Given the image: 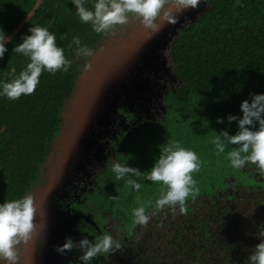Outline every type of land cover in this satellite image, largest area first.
Wrapping results in <instances>:
<instances>
[{
  "label": "trees",
  "instance_id": "trees-1",
  "mask_svg": "<svg viewBox=\"0 0 264 264\" xmlns=\"http://www.w3.org/2000/svg\"><path fill=\"white\" fill-rule=\"evenodd\" d=\"M207 1L209 10L182 30L172 44L175 74L183 84L163 96L165 112L148 120L146 126L139 123L141 129L135 136L128 138L123 132L113 140L114 149L101 160L93 190L77 198L72 191L65 203L70 204L71 212L91 213L100 223L112 218L123 229V237L136 240L127 243L133 248L123 253L122 264H248L251 249L260 242L257 231L264 226V176L251 164L242 170L232 169L226 153L218 154L211 139L215 132L227 130L233 135L238 130L235 121L229 125L225 119L217 124V117L242 116L239 105L249 99V93H264V0ZM36 2L0 0V26L7 35ZM49 23L73 63L67 73L43 72L32 95L15 101L0 98V203L22 197L40 180L41 166L60 131L62 106L71 97L83 61L68 48L73 36L90 47L104 36L80 22L71 0H45L6 45L0 81L7 79L13 67L18 73L26 63V58L12 53L21 36L30 34L31 26ZM131 114L128 119L137 120ZM168 140L180 141L202 161L200 172L193 174L199 195L186 199L183 212L179 206L155 209L159 184L144 182L141 176L138 182L144 187L135 192L123 181H116L111 172L114 161L126 162L142 173L150 170L160 146ZM117 196L116 200L109 198ZM138 200L153 202L148 209L150 221L170 215L153 239L146 236L144 227L133 224L131 210ZM202 206H207L206 214L198 212ZM177 212L182 216L177 217ZM74 236L71 239L77 244L82 231L77 229ZM71 251L80 264V249Z\"/></svg>",
  "mask_w": 264,
  "mask_h": 264
},
{
  "label": "clouds",
  "instance_id": "clouds-1",
  "mask_svg": "<svg viewBox=\"0 0 264 264\" xmlns=\"http://www.w3.org/2000/svg\"><path fill=\"white\" fill-rule=\"evenodd\" d=\"M71 3L80 22L89 25L92 32L98 35L115 36L119 28L131 19H136L143 28L149 30L151 37L166 25L176 24L179 15L195 9L201 0H71ZM169 9H174L175 13ZM50 27L51 23L47 26L37 24L28 29L30 34L21 36V42L15 45L12 53L26 58V63L18 73L13 67L7 79L0 81V98L15 101L22 95H32L43 72L55 75L58 71H69L73 60L66 57L64 47L57 43V35L50 31ZM11 42V38L0 26V60L8 51L6 44ZM68 48L72 49L76 58L85 61L83 71L89 70L91 65L88 61L97 50L82 43L79 36H73ZM239 108L242 116L229 114L226 118L216 119L217 124H223L225 119L229 125L235 121L238 127L235 134L230 135L227 130L219 133L214 131L211 144L218 154L226 153L225 159L232 169L242 170L251 164L264 176V93H249V99L242 101ZM159 152L151 169L144 173L128 166L126 162L122 164L117 161L112 163L111 172L116 181H123L125 186L135 192L144 187V184L138 182L141 176L144 182L159 184L155 209H174L179 206L183 212L186 199L189 196L195 199L199 195L193 174L200 172L202 161L195 151L183 146L178 140H168L160 146ZM109 198L116 200L118 196ZM152 203L137 201V206L131 210L134 225L143 228L149 224L151 215L148 209ZM35 211L34 197L30 191L20 198L0 203V264H22L20 251L34 231ZM257 239L260 242L251 249L247 257L248 264H264V226L258 229ZM122 247L121 240L105 230L96 235L94 241L83 238L74 244L71 238H65V242L57 246L56 251L64 254L79 248L82 252L78 258L80 264H93L97 257L106 258Z\"/></svg>",
  "mask_w": 264,
  "mask_h": 264
},
{
  "label": "water",
  "instance_id": "water-1",
  "mask_svg": "<svg viewBox=\"0 0 264 264\" xmlns=\"http://www.w3.org/2000/svg\"><path fill=\"white\" fill-rule=\"evenodd\" d=\"M44 1L45 0H39V3L36 2L26 17L13 29L8 35L11 40L24 29L26 24L35 16ZM201 3L210 4L207 0H201ZM169 10L173 12V14L175 13L174 9ZM204 11L205 10L199 8V5L195 9L186 10L183 14L179 15L176 24L166 25L158 34L152 35L151 37H149V30L143 28L140 23L133 21L135 19H131L132 21L130 20L129 23L125 25V28L123 27L119 30L121 33L115 35V38L111 40H106L109 43L107 48L102 47L98 49L89 59L88 63L91 65L90 69L87 71L81 69L83 74L78 73L71 97L66 100L62 106L60 114L62 124L52 144L55 149L57 148V153L53 152V148L41 166L40 178H42L41 174L46 170L49 172L47 175L50 176V180L48 183L44 182L42 184L43 186L37 188V192L41 194L37 198V208H40L42 203L45 206V203L51 200L54 194L59 195V184L61 182L62 184L66 183L65 180L69 178V171L73 166L74 160H77L78 154L81 153L84 156L86 150L95 147L93 139L97 141V144L100 143L98 145L100 150L104 148L102 143L97 140L99 136L98 134L96 135V133L98 125L102 126V130L104 131V127L110 129L109 125L113 123V119L110 118L106 120V117L116 112L115 109L119 106V102L114 106L115 101H112V95L114 93L118 95V98H123L124 101L128 102V105L129 103L134 104L138 101L141 105L147 103L152 88L150 82L148 84V82L143 79L142 74L145 72L143 70L149 66L151 69L154 68L152 60L155 58L159 59V54L156 53H159L160 44L163 43L168 36H171L172 32H176V28H179L177 31L179 35L186 21L191 19L189 23H195L196 21H193L196 17V13H203ZM140 35H142V38H140ZM104 53H106V56L100 64L103 71L98 74L102 75L99 78L92 77V66L100 62L97 61L98 59L101 60ZM83 86H85L83 91H85V93L87 92V106L85 110L78 111L79 118L77 117V120L68 109L69 104L74 100V96L80 93ZM120 93L122 95H119ZM113 106L114 108H112ZM35 185L36 184H34V186ZM56 214V212L50 213L48 211V216L51 220ZM73 225L72 229H75L76 223L74 222ZM40 233H36L37 236H35V238H30L29 241H36L38 237L41 236Z\"/></svg>",
  "mask_w": 264,
  "mask_h": 264
},
{
  "label": "rangeland",
  "instance_id": "rangeland-1",
  "mask_svg": "<svg viewBox=\"0 0 264 264\" xmlns=\"http://www.w3.org/2000/svg\"><path fill=\"white\" fill-rule=\"evenodd\" d=\"M199 8L201 10H209L210 4L207 3H200ZM204 11V12H205ZM201 12V11H200ZM196 13V17L193 22L197 21L202 14L204 13ZM132 21V20H131ZM136 23H139L138 20H133ZM190 20L186 21L185 25L183 26L182 30L186 29L188 25H190ZM138 25V24H137ZM125 28V25L123 26ZM123 27L119 28L117 30V34L121 33L119 30H121ZM176 32H172L171 36H168L166 40L163 41V43L160 44V50L159 53V59L155 58L153 59L154 68L151 69L150 66L146 67L143 71H145L142 74V77L146 82H150V86L152 88V91L150 92L148 96V100L146 104H142L138 101L134 104H130V107L128 105V102L124 101L123 98H118V95L114 93L112 95L114 106L118 104L119 106L116 107L115 111L113 112L109 117H106L107 119H113V123L109 125L110 129L107 127H104V131L102 130V126L98 125L97 133L99 138L97 139L99 142L102 143L104 147V142L109 141L110 139H116L117 135L119 134L120 126L122 127L125 125L124 118L120 115L121 109H128V110H136L137 113L142 118L145 117H152L157 112H160L161 110H164L163 105V96L164 94L168 93L169 91H176L178 87H180L183 84V81H181L175 74V65L172 60L171 56V47L173 44V41L178 36V29L176 28ZM116 34V35H117ZM139 35V34H137ZM115 38V36L112 35H104L97 44L93 47L96 50L101 49L102 47L107 48L109 46V43L106 40H111ZM140 38H142V35H140ZM141 45V44H140ZM161 55V56H160ZM106 56V53L103 54L101 57V60L98 59L97 62H99L97 65L92 66L91 76L92 77H101V75H98L103 71V68L101 67V62L104 60ZM96 62V63H97ZM85 61H82V64L79 68V73H82L81 69L83 70ZM81 71V72H80ZM105 76V74H104ZM105 81V79H104ZM103 81V83H104ZM81 88V87H80ZM79 88V89H80ZM85 89V86L81 88L80 93H78L76 96H74V100L72 103L69 104V111H71L74 115V118L78 117V111L85 110L87 106V92L83 91ZM88 90V89H87ZM119 95H122L121 93ZM114 106L112 108H114ZM79 118V117H78ZM77 118V120H78ZM93 142L95 143V147L93 149L86 150L84 156L83 154L79 153L77 156V160H74L73 166L69 171V178L65 180L66 183L62 184V182L59 184V195H53L51 200H48V205L45 203V206L41 205L40 208H37V198L41 195L37 192V188L39 186H43L42 184L45 182L48 183L50 180V176L47 174L46 170L41 174V177L39 182L36 183V185L30 190L32 192V195L34 197V207H35V216L33 223L35 224L34 231L31 234V238H35L36 233H40L41 236L38 237V239L35 241H32L29 243L22 245V250L20 251L21 261L22 264H68L67 263V257H68V251H66L64 254H60L56 251L57 246H61L65 242V238H68L69 235L73 234L74 230L72 227L73 223L75 222L76 215L73 213H68V210L63 208L62 205L58 204V199L63 198H69L72 191L75 190V187L80 184V182L83 184L81 185V188H78L80 197L84 195L83 193L86 191L84 189L88 188V184H92V179L94 177V169L95 165L98 162V160H101L105 156L104 150L102 151V148L98 147L100 143L97 144V141L93 139ZM53 146V145H52ZM54 148V147H53ZM52 148V150H53ZM85 150V148H84ZM54 153H57V148H54ZM72 187V188H71ZM69 196V197H68ZM199 211L202 214L207 213V206H202L198 208ZM50 213L56 212L57 214L54 215V217L51 218L48 216V211ZM163 212V211H162ZM47 213V214H46ZM176 214V213H175ZM177 217H181L182 214L177 212ZM72 217V218H71ZM170 218V215H167V217H161L160 220H151L149 224L144 227L146 230V236H150L151 239H153L154 236H159L158 233H160V229L163 226L164 222H167ZM78 219L79 215H78ZM77 219V221H78ZM86 225V223H85ZM109 227V226H108ZM133 239V238H132ZM156 239V238H154ZM136 241L135 239H133ZM157 241L162 244L164 241L162 238L156 239ZM146 246V245H145ZM171 253V252H168ZM123 258V256H122ZM139 262V260H137ZM104 264H117L115 258H110L108 260H103ZM185 263V262H184ZM174 264H179L178 262H175Z\"/></svg>",
  "mask_w": 264,
  "mask_h": 264
},
{
  "label": "flooded vegetation",
  "instance_id": "flooded-vegetation-1",
  "mask_svg": "<svg viewBox=\"0 0 264 264\" xmlns=\"http://www.w3.org/2000/svg\"><path fill=\"white\" fill-rule=\"evenodd\" d=\"M166 94H164V95H166ZM120 112H121L120 113L121 117L124 118V120H125V125H123L122 127L120 126L119 134L117 135L116 139H110L109 141H105L104 142L105 145H104V149L103 150H104L105 156L103 158H101V160H103L104 158L106 159L108 154H110V152L113 151L114 146L112 145V141L113 140H118L119 136H121L123 132H125V134H127L128 138H130V136H135V134H137V132L141 129V124L143 126H146L148 124V122H147L148 120L149 121L156 120L157 118H159L165 112V109L161 110L160 112H157L152 117L143 116L142 118L140 117V115L137 113L136 110H128V109L124 108V109H121ZM130 112H133V114H131V115L137 116V120L128 119V114H130ZM139 123H141V124H139ZM101 160H98V162L96 163L95 169H94V177L92 179V184H88V186H87L88 188L84 189V190H86L84 193L91 192L93 190V187L96 184L94 179L97 177V174L99 173V167H101L99 165L102 164ZM81 185H83V184L80 182V184H78L75 187V190L73 191L75 198L80 197L79 196L80 195V193H79L80 190H78V188H81ZM69 199H70V197L68 199L62 197V199H58L57 202H58L59 205H62L63 208L68 210V212H71V210L68 208L69 206H67V205H70V204L69 203L65 204L66 201L69 200ZM71 213H73V212H71ZM73 214L77 216L76 219H75L76 226H75V229H73L74 230L73 234L69 235L68 238L75 239L74 235L77 233V229L78 230L80 229L82 231V239L83 238H88L90 241H94L96 235H99L102 231L108 230V231H110L111 234L116 236L123 243V247H122L121 250H118V251H116L114 253L109 254V256L106 257V258L103 257V256L97 257V259L94 260L93 264H104L103 260H105V259L108 260L110 258H115L117 264H122L123 253L125 251L129 250L130 248H133L132 245L128 246L127 243H131L132 244V242L134 243V240L131 239V238H128V236L123 237V229H121L119 226L117 227V224H115V221L112 218H110V217H108L109 218L108 220L106 219V220H104L103 223L102 222L100 223L101 220L100 219H96L94 217V215L91 214V213H84L83 214V213H80V212L78 213L77 212V213H73ZM78 215H79L80 220L78 219ZM77 219H78V221H77ZM85 223H86V225H85ZM81 227H83V229ZM85 228L92 230L93 233H90V230L88 231ZM118 228H120V229H118ZM72 255H73L72 251H68L67 263L68 264H78V262L75 259H73Z\"/></svg>",
  "mask_w": 264,
  "mask_h": 264
}]
</instances>
